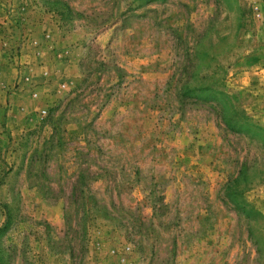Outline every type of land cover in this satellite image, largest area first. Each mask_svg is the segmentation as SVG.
I'll use <instances>...</instances> for the list:
<instances>
[{
  "label": "rangeland",
  "instance_id": "374dc122",
  "mask_svg": "<svg viewBox=\"0 0 264 264\" xmlns=\"http://www.w3.org/2000/svg\"><path fill=\"white\" fill-rule=\"evenodd\" d=\"M0 264H264V0H0Z\"/></svg>",
  "mask_w": 264,
  "mask_h": 264
},
{
  "label": "trees",
  "instance_id": "16d2710c",
  "mask_svg": "<svg viewBox=\"0 0 264 264\" xmlns=\"http://www.w3.org/2000/svg\"><path fill=\"white\" fill-rule=\"evenodd\" d=\"M57 1H59V0H57ZM53 3H57L56 1H52ZM67 9H70V7H69V5H67ZM50 10H52V11H54V10H57V8H53V7H50ZM65 13V11H62V14H64Z\"/></svg>",
  "mask_w": 264,
  "mask_h": 264
}]
</instances>
